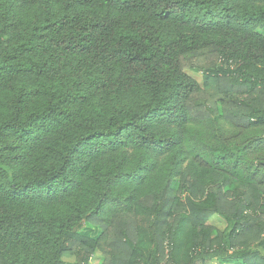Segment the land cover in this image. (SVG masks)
<instances>
[{"label":"trees","instance_id":"1","mask_svg":"<svg viewBox=\"0 0 264 264\" xmlns=\"http://www.w3.org/2000/svg\"><path fill=\"white\" fill-rule=\"evenodd\" d=\"M92 258L264 264V0H0V264Z\"/></svg>","mask_w":264,"mask_h":264},{"label":"rangeland","instance_id":"2","mask_svg":"<svg viewBox=\"0 0 264 264\" xmlns=\"http://www.w3.org/2000/svg\"><path fill=\"white\" fill-rule=\"evenodd\" d=\"M194 78H196L197 80L201 79V74L200 73H193V72H189ZM211 220V219H210ZM213 221L212 223H215L219 226H222L223 224L220 222L219 219L217 218H212ZM99 255V253L97 252L95 256ZM66 260H70V261H74V257H69V258H65ZM89 264H100V260L97 258H92L91 261L89 262ZM206 264H241L240 260H227V259H221V258H214L211 259L209 261L206 262Z\"/></svg>","mask_w":264,"mask_h":264}]
</instances>
